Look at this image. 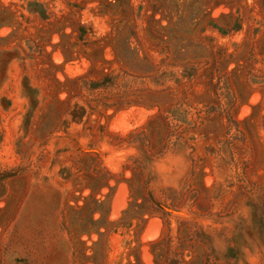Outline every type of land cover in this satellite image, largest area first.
I'll return each instance as SVG.
<instances>
[{"label": "rangeland", "instance_id": "374dc122", "mask_svg": "<svg viewBox=\"0 0 264 264\" xmlns=\"http://www.w3.org/2000/svg\"><path fill=\"white\" fill-rule=\"evenodd\" d=\"M0 264H264V0H0Z\"/></svg>", "mask_w": 264, "mask_h": 264}]
</instances>
